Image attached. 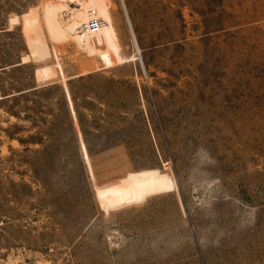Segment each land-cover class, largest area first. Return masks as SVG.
<instances>
[{
  "label": "rangeland",
  "instance_id": "obj_1",
  "mask_svg": "<svg viewBox=\"0 0 264 264\" xmlns=\"http://www.w3.org/2000/svg\"><path fill=\"white\" fill-rule=\"evenodd\" d=\"M0 264H264V0H0Z\"/></svg>",
  "mask_w": 264,
  "mask_h": 264
},
{
  "label": "bare ground",
  "instance_id": "obj_2",
  "mask_svg": "<svg viewBox=\"0 0 264 264\" xmlns=\"http://www.w3.org/2000/svg\"><path fill=\"white\" fill-rule=\"evenodd\" d=\"M76 6L70 7L69 5L64 6V12L67 16L68 23L73 25L75 24V20L78 17V9ZM97 24V27L94 28L93 23ZM76 31L78 32V36L82 40V42L85 44L87 43V38L91 37L94 33H103L104 36L106 37V40L110 47L113 50H116L117 44H116V39L115 35L113 32V28L110 24V22L107 19H101L98 17L97 13L95 10H90L89 11V18L86 21H80L78 25L76 26ZM87 45V44H85ZM15 142V141H14Z\"/></svg>",
  "mask_w": 264,
  "mask_h": 264
},
{
  "label": "trees",
  "instance_id": "obj_3",
  "mask_svg": "<svg viewBox=\"0 0 264 264\" xmlns=\"http://www.w3.org/2000/svg\"><path fill=\"white\" fill-rule=\"evenodd\" d=\"M69 91H70V94H71V98L75 101L76 98H75L74 92L71 89ZM84 142H85V145H86L88 154L91 156L92 155V152H91L90 143H89V141H88V139L86 137L84 138Z\"/></svg>",
  "mask_w": 264,
  "mask_h": 264
},
{
  "label": "built area",
  "instance_id": "obj_4",
  "mask_svg": "<svg viewBox=\"0 0 264 264\" xmlns=\"http://www.w3.org/2000/svg\"><path fill=\"white\" fill-rule=\"evenodd\" d=\"M93 26H94V28H96V27H97V24L94 22V23H93Z\"/></svg>",
  "mask_w": 264,
  "mask_h": 264
}]
</instances>
